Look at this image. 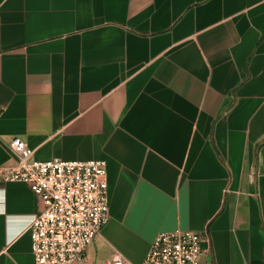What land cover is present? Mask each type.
Listing matches in <instances>:
<instances>
[{
	"label": "crops",
	"instance_id": "obj_1",
	"mask_svg": "<svg viewBox=\"0 0 264 264\" xmlns=\"http://www.w3.org/2000/svg\"><path fill=\"white\" fill-rule=\"evenodd\" d=\"M104 160L109 220L83 261L142 264L202 234L264 264V0H0V168ZM40 200L0 178V264H34Z\"/></svg>",
	"mask_w": 264,
	"mask_h": 264
},
{
	"label": "built area",
	"instance_id": "obj_2",
	"mask_svg": "<svg viewBox=\"0 0 264 264\" xmlns=\"http://www.w3.org/2000/svg\"><path fill=\"white\" fill-rule=\"evenodd\" d=\"M8 146L16 162L1 167L0 178L25 183L42 204L28 228L34 264L83 261L109 220L105 161H39L19 138ZM203 241L202 234L192 231L158 233L142 264H210ZM106 263L129 264L118 253Z\"/></svg>",
	"mask_w": 264,
	"mask_h": 264
}]
</instances>
